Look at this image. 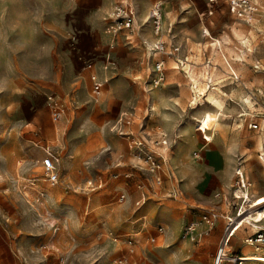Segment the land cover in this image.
Instances as JSON below:
<instances>
[{
  "label": "rangeland",
  "instance_id": "rangeland-1",
  "mask_svg": "<svg viewBox=\"0 0 264 264\" xmlns=\"http://www.w3.org/2000/svg\"><path fill=\"white\" fill-rule=\"evenodd\" d=\"M191 1L199 7L192 5L198 13L201 1ZM254 1L264 11V0ZM63 2L66 0H0V264H213L225 223L242 203L233 194L235 168L247 178L251 198L264 194V163L258 152L259 137L264 133V16L259 23L247 25L230 13L227 0H218L210 7L213 23L209 31L222 40L219 48H213L209 43L214 40L200 36L199 31L191 40V72L200 81L203 72L207 76L218 71L212 77L216 82L213 87L222 90L219 93L224 100L213 140L205 149H199L203 139L193 117L209 106L205 99L190 104L188 79L183 71L171 68L174 62L168 58L165 81L149 91L151 134L162 131L168 139L164 180L154 187L148 172L135 165L143 166V162L113 128L119 114L130 106L135 112L134 125L138 124L146 96L139 84L130 87L110 82L109 66L93 58V68L108 77V90L104 88L105 103L91 100L87 70L70 74L76 39ZM186 2L190 0L165 2L163 23L164 27L171 25V32L163 31L161 38L172 36L175 15L189 8ZM228 14L237 23L229 21ZM125 40L130 46L138 45L133 36ZM87 59L80 57L79 63L84 65ZM206 59L210 66L202 67ZM226 61L239 81L230 82ZM143 65H136L132 72L144 78ZM183 65V70L191 67L188 62ZM51 90L74 98L73 106L66 103L67 122L50 120L46 95ZM244 94L250 98L249 104L241 100ZM26 103L32 105L31 114L17 112ZM250 117L257 119L261 129L248 127ZM47 143L60 157L59 181L51 186L41 181V156ZM206 149L228 159L215 168ZM85 162L91 163L103 182L89 192L72 187L83 180L84 174L77 175L76 169ZM32 180L35 184H30ZM172 188L179 192L176 197L167 196ZM39 191L49 198L52 220L66 218L74 236L60 262L56 252L44 255L39 248L60 236H52L43 214L37 212L33 197ZM120 193L124 198L118 201ZM87 197L89 208L83 214ZM244 204L249 209V202ZM208 210L217 214L213 228L199 240L186 238V224ZM259 224L264 226V222ZM157 225L164 228L160 234L155 232ZM256 228L244 222L230 237L227 253L238 254L243 237ZM107 230L115 233L117 240L106 234ZM151 235L156 236L155 241H150ZM244 250L252 254L253 249L247 245ZM221 264L264 262L242 259Z\"/></svg>",
  "mask_w": 264,
  "mask_h": 264
},
{
  "label": "built area",
  "instance_id": "built-area-1",
  "mask_svg": "<svg viewBox=\"0 0 264 264\" xmlns=\"http://www.w3.org/2000/svg\"><path fill=\"white\" fill-rule=\"evenodd\" d=\"M166 1L168 0H152L145 19L139 20L137 18L136 9L129 0H117L114 2L104 28V32L111 37L122 34L125 39H129L134 33L141 31L144 24H148L150 26L151 34L153 35V40L151 42L145 40V38L141 40L146 53L142 59V63H144V78L141 75L134 78L139 84L143 97L146 96V105L143 108L142 118H140L138 124L134 125L135 112L133 111V106H130L129 109L123 110L119 114L113 128L116 129L117 133L122 138L126 139L127 147L135 154L138 161L143 162V166L138 163H135V165L143 167L148 172L150 182L154 187H159L164 180V175L166 173L165 165L167 163L165 149L168 144V139L166 134L162 131L156 130L154 131L156 134H151L152 127L148 126V121L152 113V106H150L149 103V91L152 87L160 86L165 81L166 70L168 68V58H171L174 62V65L171 68L183 71L184 76L188 79L187 85L190 91V104H196L203 101L206 97V90L212 88L213 85L216 84V82L213 81L214 78H211L209 75L206 76L205 72L200 76V81L194 80V78L189 75L194 63L189 61L185 55L181 54V44L175 42L170 34H168L167 38H161L163 31L168 33L171 32V25L168 24L164 27L163 23L164 3ZM227 4L230 13L246 24H257L263 19L264 11L254 0H227ZM211 12L212 9L204 12V14L210 15ZM202 34L209 38H213L207 27L202 29ZM216 46L219 48L218 44ZM184 62H188V65L191 67L183 70ZM209 63V60L206 59V62L202 67L210 66ZM93 64L94 63L90 60H87L84 64L89 71V95L94 103H101L104 99V88L108 78L93 68ZM226 64L230 69L228 73L230 82L235 83L239 81V75L232 70L227 61ZM199 82L204 85L199 84ZM46 100L50 120L54 123L63 121L67 122L66 103L68 101L73 106L74 103H76L74 98L71 95H68L67 92L62 93L56 90H51L46 95ZM247 125L253 130L261 129L257 119H252V117H250ZM201 136L205 139L204 142H206L207 139L205 135L201 133ZM59 159V154L53 149L51 144L47 143L43 146V155L41 157L43 177H41V181H44L50 186L57 184L59 181L57 167ZM84 173H87L85 178L72 186L75 190L89 192L102 186V178L93 171L91 163L85 162L82 167L76 169L77 175H82ZM235 174V184L237 187H248L249 182L244 176L243 171L238 170ZM32 181L33 182H30V184H35V180ZM178 194V190L172 188L171 191L167 193V196L172 195L173 197H176ZM218 194L219 193H217V195ZM143 197L144 193L141 191L140 199L142 200ZM123 198L124 193H120L117 200L121 201ZM243 199L244 198L242 197V202ZM33 202L36 203L37 212L43 214L42 220L49 225L52 236H55L56 234L60 235L59 237L52 239L49 244H40L39 248L44 252V255L48 252H56L57 259L60 262L64 259L67 248L74 238L71 234L68 220L66 218L52 220L50 214H48L50 213V204L49 198L45 192H37L33 197ZM87 210L88 204L85 205L84 211ZM216 218L217 214L214 210H208L201 213L198 220H192L186 224L183 235L193 241L199 240L202 236L207 235L213 228ZM229 220L230 218L228 217V221ZM200 224H203L204 228L200 229ZM155 228L157 234L162 233L164 230L162 225H157ZM225 231L226 230L224 229L217 244V254L221 253L222 256L224 255V246L229 241L230 236V234L225 236ZM106 234L114 240H117L118 236H116L111 230H107ZM149 238L150 241H155L156 236L151 235ZM247 245H252V251L256 252V259L264 262V226H259L249 234H246L241 241L238 254L234 256L230 255V259L224 255L225 257H223L224 259L222 262L226 260H231L232 262L242 260V252Z\"/></svg>",
  "mask_w": 264,
  "mask_h": 264
},
{
  "label": "crops",
  "instance_id": "crops-1",
  "mask_svg": "<svg viewBox=\"0 0 264 264\" xmlns=\"http://www.w3.org/2000/svg\"><path fill=\"white\" fill-rule=\"evenodd\" d=\"M116 1L117 0H66V2H63L62 5L64 7L63 8L64 14H67L65 13L67 11L70 14L69 23L73 27L74 35L76 39L75 40L76 48L73 54V59L75 61V64L74 67L71 69L70 74L71 75L75 73L81 74L82 72L87 70L84 65H81V63H79L80 57H86L88 58L87 60H90L93 63L95 62L93 58H96L98 61H101L103 65H106V67L109 66L108 73L109 76H111V78L109 77L110 82H112L115 85H122V86L124 85L129 86L130 84V87L134 86L135 84L138 87V83L134 78L141 74H136V71L132 72V69L138 64L140 67V64H142V59L145 55V51L143 50L144 48L141 43L142 42L141 40L143 38H145V40L153 39V35L151 34L150 26L148 24H145V26L141 28V31L133 34V37H135L136 41L138 42V45L133 47L127 44L122 34H119L115 37H111L108 34H106L103 29V26L105 24V18L109 10L110 9L112 10L111 8V6L113 5L112 3ZM129 1L134 5L136 9L137 18L139 20H144L152 0H129ZM179 1H183V0H179ZM200 1L202 3V7H201L202 9H200L198 13H195L193 11L194 8L192 5H194V2L190 0V2H186L189 8H187L182 13H178V14L176 13L174 18L172 37L175 42L181 44L182 46L181 54L185 55L187 58L188 55L191 54L190 52H192L191 40L193 39V37H195L194 35H196L197 32L199 31L200 36L201 35L203 36L202 29L207 27L209 31L210 29L209 25L213 23V19L211 18V16L210 15L206 16L204 12L210 10L211 9L210 7H213L218 3V0H200ZM195 8L197 9L199 7L195 6ZM227 16H228L227 19L229 21L233 19V22L237 23V20L234 21V18H231V15L228 14ZM201 25H203V28H201ZM229 34L230 36H232V32H229ZM107 43L109 44L108 46ZM121 54L123 55V57H121ZM188 60L193 62L189 58ZM87 74H88V70H87ZM105 90L106 91L108 90V81L107 84L105 85ZM118 92L119 90H115L116 94ZM106 99H107V95L104 93V99L102 100V102L105 103ZM22 108H19L17 112L20 113L26 112L27 114H31L32 105L30 103H26L25 105H23ZM21 118L22 117H19L18 120H21ZM204 144H206V142H204L203 140L199 149H205L208 144L206 145ZM205 152L207 154L206 157L208 158L210 164L215 168L224 164L226 162V159H228V157L225 154L208 151L207 149ZM86 175L87 173H84L83 179L85 178ZM86 204H88V208H89V197L86 198L85 205ZM86 212L87 211L83 210V214H85ZM78 217L79 214L76 212L75 218L78 219Z\"/></svg>",
  "mask_w": 264,
  "mask_h": 264
},
{
  "label": "bare ground",
  "instance_id": "bare-ground-1",
  "mask_svg": "<svg viewBox=\"0 0 264 264\" xmlns=\"http://www.w3.org/2000/svg\"><path fill=\"white\" fill-rule=\"evenodd\" d=\"M211 40H214V41H211L209 43L210 45L213 46V48L217 44H218V46H220V43L222 41L219 38H212ZM209 72H207V73H209ZM191 73H190V76L192 78H194V80H196L193 73L192 74ZM217 74H218V71L214 70V71H211L210 76L212 78L213 76H216ZM221 91L222 90L219 87H212L211 89L206 90L205 102L208 104L209 108L204 109L202 107V109H200V111H199V115L197 117H193L197 123L196 124V130H198L199 134L203 133L207 139L206 144H208L209 142H211L213 140L215 126L218 123L219 115L222 114V112H223L224 100H223L221 94L219 93ZM240 98L243 102H245L247 104H249L251 102L250 98L245 94L241 95ZM243 105H244V103H243ZM263 134L259 137V142H258L259 151L258 152H261L260 158L264 162V146H263L264 136H263ZM201 139H203L205 141V139L202 136H201ZM206 144H204V145H206ZM238 170H240V169L236 168L235 172H237ZM233 192H234L233 194L235 195V197H238V198L243 197L244 199H243V202L241 203L240 209L238 211L236 210L231 216H229L230 220L227 223H225L226 224L225 228L223 227L226 230L225 236L230 234L229 239L232 235H234V233L241 227V225L244 222L250 224L253 228L261 226L259 223L262 224V222H264V204L258 203V201H264V194L258 195L255 198H251L246 187L245 188L236 187L233 190ZM246 201L249 202V205H248L249 209L245 208L244 203ZM249 246L253 249L252 245H249ZM228 247H229V245L227 242L226 245L224 246V249H223L224 253L223 254L230 259V255L227 253ZM245 250L242 252L243 260L244 259H256L257 258L255 251H252V254L251 253L249 254V253H246ZM224 255L222 256L221 253L217 254V252H216L213 264H221L222 260L224 259L223 257H225Z\"/></svg>",
  "mask_w": 264,
  "mask_h": 264
},
{
  "label": "snow or ice",
  "instance_id": "snow-or-ice-1",
  "mask_svg": "<svg viewBox=\"0 0 264 264\" xmlns=\"http://www.w3.org/2000/svg\"><path fill=\"white\" fill-rule=\"evenodd\" d=\"M258 203H260V204H264V201H258Z\"/></svg>",
  "mask_w": 264,
  "mask_h": 264
}]
</instances>
